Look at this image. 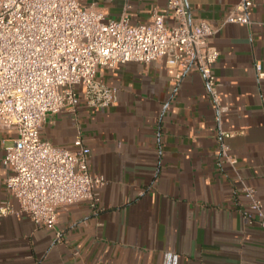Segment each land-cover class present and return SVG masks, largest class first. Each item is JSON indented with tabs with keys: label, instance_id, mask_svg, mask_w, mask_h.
Here are the masks:
<instances>
[{
	"label": "crops",
	"instance_id": "1",
	"mask_svg": "<svg viewBox=\"0 0 264 264\" xmlns=\"http://www.w3.org/2000/svg\"><path fill=\"white\" fill-rule=\"evenodd\" d=\"M239 1L186 0L189 22L217 26ZM252 1L249 25H224L211 39L227 108L220 123L199 71L163 60L101 71L97 79L116 89L109 107L80 101L74 112L47 117L42 139L73 151L80 138L91 150L89 172L106 181L96 208L88 201L61 207L54 229L16 214L3 164L16 132L0 129V209L10 210L0 215V264H264V232L244 217L242 192L243 185L254 188L264 210V77L255 69L264 74V0ZM82 4L114 21L125 14L133 25L149 23L157 11L174 25L167 0Z\"/></svg>",
	"mask_w": 264,
	"mask_h": 264
},
{
	"label": "built area",
	"instance_id": "2",
	"mask_svg": "<svg viewBox=\"0 0 264 264\" xmlns=\"http://www.w3.org/2000/svg\"><path fill=\"white\" fill-rule=\"evenodd\" d=\"M252 6V0H240L212 26L204 20L189 22L186 0H167L174 25L166 26V16L157 11L149 23L133 25L125 14L114 21L82 0H0V129L16 132L3 158L9 169L6 190L18 201L16 214L54 229L61 207L80 201L97 207L106 181L89 172L91 150L80 138L73 151L58 148L39 133L48 116L74 112L80 101L93 110L113 105L116 89L97 79L103 70L159 60L180 71L193 66L220 123L227 108L220 103L214 74L219 52L211 39L224 25H249ZM255 69L264 77L259 65ZM221 157L231 166L236 162L223 144ZM242 192L249 209L244 217L264 232L263 205L255 189L243 185ZM8 212L0 209V215Z\"/></svg>",
	"mask_w": 264,
	"mask_h": 264
},
{
	"label": "rangeland",
	"instance_id": "3",
	"mask_svg": "<svg viewBox=\"0 0 264 264\" xmlns=\"http://www.w3.org/2000/svg\"><path fill=\"white\" fill-rule=\"evenodd\" d=\"M77 91L79 92V89H77Z\"/></svg>",
	"mask_w": 264,
	"mask_h": 264
}]
</instances>
